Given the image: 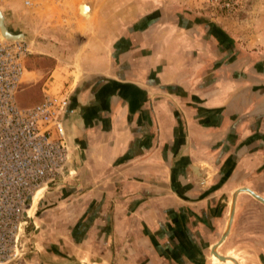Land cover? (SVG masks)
Masks as SVG:
<instances>
[{"label":"crops","instance_id":"1","mask_svg":"<svg viewBox=\"0 0 264 264\" xmlns=\"http://www.w3.org/2000/svg\"><path fill=\"white\" fill-rule=\"evenodd\" d=\"M156 2L143 0L119 31L107 4L83 42L79 78L61 74L54 90L51 73L38 94V79L21 87L18 95L32 98H18L24 106L41 101L43 89L69 96L63 122L76 170L52 197L65 210L24 219L23 253L12 264H58L41 238L39 253H26V236L54 232L61 217L69 264H217L211 249L233 192L264 197V53L238 46L209 17L166 21ZM13 7L20 14L2 8L6 18L29 36L27 10ZM30 55L25 70L35 72ZM247 200L258 201L238 193L216 247L222 264H264V206L258 214L240 205Z\"/></svg>","mask_w":264,"mask_h":264},{"label":"rangeland","instance_id":"2","mask_svg":"<svg viewBox=\"0 0 264 264\" xmlns=\"http://www.w3.org/2000/svg\"><path fill=\"white\" fill-rule=\"evenodd\" d=\"M29 1V5H24V0H0V9L5 8L6 12L10 13V10H16L18 8L13 6L23 5V8L27 10V13H22L26 16L22 18V21L24 25L27 22L26 24L30 26V30L28 31L30 34L27 41L30 42L32 54L29 56V60L34 59L33 63L35 66L33 69L36 71L25 70L24 82L28 81L27 83H29L31 80L38 79L33 85L36 89V94L40 93L39 85L51 73L52 75L49 77V81L54 80L52 83L55 86L54 90H56L62 78L61 74H66L70 77L74 75L75 78H79V74L81 73L80 63L82 51L85 48L83 42H89L90 37L97 32L98 23L96 16L99 11L106 10L107 4L114 5L111 7L116 8V14L120 22H115V26L117 31H119L125 26L126 22L124 21L128 20L130 15L131 17H135L138 14L139 10L137 7L139 8L138 5L143 2V0ZM81 4L89 9L87 16L81 15L82 13L79 10ZM156 5L160 6L164 20L166 21L167 19L177 21L180 20V17L186 15L192 17H209L222 30L231 34L235 38L238 46L248 49L254 48L256 52L264 53V0H157ZM19 10V8L16 10L18 14H20ZM41 20L42 23L39 22ZM50 27L54 29L51 31ZM59 28L62 30H60L61 32L57 31ZM99 41L101 42V40ZM99 41L94 43L92 46L93 49L99 47ZM38 50L43 53L38 52ZM44 51L50 52V55L49 53H44ZM30 62L32 63V60L27 61V64ZM49 62H51L52 67L57 65L54 72L50 68L41 67L42 64L49 65ZM28 67L30 66H27V69H29ZM30 95L31 93L29 91L20 92L18 95L20 103L26 104L25 102L32 99ZM56 184L53 183L41 187L43 194L38 200L37 211L35 213L37 223H39L38 217L42 216V214L51 212L52 210H57L59 213L68 207L65 202L52 199V197L55 198L60 190H62V188H57ZM45 187L46 189H44ZM48 200H51L50 204H47ZM240 205L247 206L251 209L253 208L258 214H260L259 210L264 206L256 200H247ZM61 223H67L64 217L57 219V230L53 228L52 230L54 232L50 233H38L37 235V232H31L29 230L30 233L27 232L26 236V253L34 252L32 255L39 253L41 243L39 240L41 238L43 242H46L43 250L56 259L58 264H69L65 262V259L70 258L72 260L73 258L69 257L71 255H67L59 245L64 238L63 232L58 230ZM68 232L67 230V234ZM74 232L75 229L73 228L68 234L71 239ZM23 247H25L24 243ZM213 256L215 259L223 260L216 254H213ZM85 261H89V257H86ZM85 261L82 264H89ZM74 263L76 264V262L72 261V264ZM115 263L117 264L118 262Z\"/></svg>","mask_w":264,"mask_h":264},{"label":"built area","instance_id":"3","mask_svg":"<svg viewBox=\"0 0 264 264\" xmlns=\"http://www.w3.org/2000/svg\"><path fill=\"white\" fill-rule=\"evenodd\" d=\"M30 54L26 38L0 33V264L20 258L32 195L45 183L61 181L62 168L72 159L63 122L69 96L43 89L35 104L18 101Z\"/></svg>","mask_w":264,"mask_h":264},{"label":"bare ground","instance_id":"4","mask_svg":"<svg viewBox=\"0 0 264 264\" xmlns=\"http://www.w3.org/2000/svg\"><path fill=\"white\" fill-rule=\"evenodd\" d=\"M79 10H80V12L82 13L81 15L82 16H87V12H88V8L85 6V5H83V4H81L80 6H79ZM0 11L2 12V15H3V17H4V23H5V25L7 26L6 28H7V30L9 31V32H12V33H14V34H18V36L20 35V37L19 38H27L28 36H27V34L24 32V30H22V29H20L18 26H14L13 24H11V23H9V21H8V18H6V16H5V13L3 12V10L2 9H0ZM0 19H2V17H0ZM1 21V20H0ZM4 30V29H3ZM5 31V30H4ZM6 34H8V33H6ZM26 34V35H25ZM3 37L5 38V36H4V34H3ZM27 70V69H26ZM25 79V71H24V77H23V80ZM66 165H68L67 166V168L65 169V167H64V171H66V173H68V174H71V172L73 171V170H76V166H75V164H74V160L73 159H70L68 162H67V164ZM42 186H47V184L45 183L44 185H42ZM42 186H40L35 192H34V194L32 195V198H31V200H30V204H29V208H28V210L27 211H25V214H28L29 216H34L35 215V213H36V207H37V203H38V200L40 199V197L42 196V194H43V189H41V187ZM44 189H46V187L44 188ZM35 200H36V204H35ZM35 205V206H34ZM33 211H35V212H33ZM216 252H217V254H219L220 255V253H218V251H217V249L215 248L214 249ZM215 254V253H214ZM227 258V257H226ZM216 260V262H217V264H222V263H224L223 262V260H219V259H215ZM228 264H230L229 262H228Z\"/></svg>","mask_w":264,"mask_h":264},{"label":"water","instance_id":"5","mask_svg":"<svg viewBox=\"0 0 264 264\" xmlns=\"http://www.w3.org/2000/svg\"><path fill=\"white\" fill-rule=\"evenodd\" d=\"M0 17H2V19H0V33L1 35L5 36V38L7 39H18L20 37V35L18 36V34H14L12 32H9L7 30V26L5 25V19L2 15V12L0 11ZM5 31H4V30ZM8 33V34H6ZM69 161V160H68ZM67 161V162H68ZM67 164V163H66ZM64 165L63 168H62V174L64 176H68L70 174L66 173V171H64V167L65 169L67 168L68 165ZM239 192H248L249 194H251L254 198H256L258 201H260L262 204H264V197H262L261 195L257 194L255 191L251 190L250 188H247V187H242V188H238L236 189L233 194H232V198H231V204H230V212H229V220H228V223H227V228H226V231L224 232V234L221 236V238L213 245L212 249H211V252L212 253H215L216 255H218L220 258L222 259H225L226 256H223V255H219L217 254V252L214 250L223 240L224 238L226 237L227 235V231L229 230L230 228V225L232 223V218H233V214H234V206H235V202H236V197L238 195ZM235 260V259H234ZM235 262V261H234ZM236 263V262H235Z\"/></svg>","mask_w":264,"mask_h":264}]
</instances>
